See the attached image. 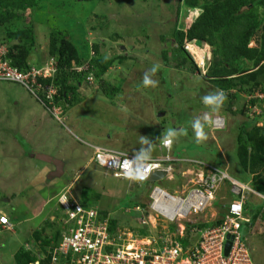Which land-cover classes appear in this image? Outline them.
Here are the masks:
<instances>
[{
    "label": "rangeland",
    "instance_id": "rangeland-1",
    "mask_svg": "<svg viewBox=\"0 0 264 264\" xmlns=\"http://www.w3.org/2000/svg\"><path fill=\"white\" fill-rule=\"evenodd\" d=\"M35 3L34 8L22 13L20 20L14 21L18 29L24 25L32 27L35 39V49L29 58L32 64L47 60L51 30L67 36L78 51L87 52V60L94 57L90 49L96 45L100 57L116 62L100 80L85 83L81 79L78 89L81 101L65 108L66 115L60 123L47 115L24 89L0 83V214H7L13 223L10 231L0 229V264H15L16 254L32 251L34 232L44 237L61 232L65 215L54 197L72 182L73 199L81 204L78 198L84 189L91 198L89 206L105 212L109 224L113 221L116 230L155 237L162 236L163 229L174 231L175 226L168 223H158L155 229L142 227L140 220L144 216L135 207L146 208L143 203L153 187L180 196V187L188 181L196 183L199 177L182 178L186 172L182 168L170 179L166 177L155 183L116 179L91 163L92 146L134 153L141 147L140 136H145L153 141L152 157L159 158L166 154L159 140L162 133L167 128H184L187 135L178 137L171 147L173 157L211 165L256 192L252 176L245 174L239 165L235 144L238 127L252 126V119L246 116L249 107L246 95H239L232 112L227 111L224 103L219 112L211 113L212 117L224 120V129L213 131L206 126L208 139L199 144L195 142L191 121L209 112L201 98L217 89L192 72L188 63L178 68L173 60L174 24L177 22V28L185 29L193 19L192 11L187 10L185 15L181 11L175 19L178 0H35ZM258 36L249 47H256ZM4 38V29L0 27V41L7 46L14 44ZM196 45L199 51L203 50L206 70L211 61L210 48ZM163 52L167 53V62L162 60ZM190 57L199 70L201 63ZM154 64L160 65L153 77L159 82L158 87L144 88L143 75ZM114 87L118 90L114 91ZM263 123L257 121L259 126ZM37 152L63 161L62 176L50 178L53 165L39 160L43 153L32 157ZM255 173L264 185V168ZM245 197L248 201L243 218L252 219L264 211L263 198L250 193ZM233 199L229 183L225 181L207 209L190 220L203 223L215 219L216 214L222 216L223 208ZM256 223L257 227L252 229L247 223H240L241 233L252 263L264 264V241L258 234L264 231V220ZM182 224L187 226L186 222ZM134 238L141 240L140 236Z\"/></svg>",
    "mask_w": 264,
    "mask_h": 264
},
{
    "label": "built area",
    "instance_id": "built-area-1",
    "mask_svg": "<svg viewBox=\"0 0 264 264\" xmlns=\"http://www.w3.org/2000/svg\"><path fill=\"white\" fill-rule=\"evenodd\" d=\"M6 54V46L0 44V83L17 85L42 106L45 103L52 105L57 95L52 82L57 72L55 59L49 58L41 65L18 71L11 66ZM91 56H93L92 52ZM204 64L203 62L198 67L202 74L206 73ZM89 70L90 65L87 63L72 67V71L78 74L87 73ZM91 75V73L87 75L86 82L93 81ZM47 79L50 80L49 84L42 83ZM255 99L258 104L251 106L250 101ZM246 103L249 105L246 108L248 109L246 116L252 120L260 119L264 113V94L255 92L248 95ZM44 110L54 120L58 122L62 120L61 106H52ZM213 119L215 123L211 129L222 131L224 120L219 117ZM161 147L166 154L153 158L159 167L151 169L148 179L143 182L131 181L123 175H116L117 172L122 171L119 163L126 156L131 158L133 154L92 146L91 163L111 173L116 179L140 184L148 182L154 173H163V179L166 177L170 179L177 169L182 168L186 169L182 178L189 175L199 177L196 183L188 181L182 185L180 196L153 187L149 190L146 208L143 210L135 207V211L144 216L140 220L142 227L150 226L155 229L158 223H168L175 226L174 231L166 232L163 229L162 236L155 237L148 234L141 240L134 238L139 235L134 236L137 234L129 232L117 230L112 234L108 217H102L95 208L78 203L71 197V187H67L57 197V204L64 212L65 220L62 222L64 224L60 229L61 239L53 251L51 264H253L240 232V223L249 221L243 218L245 194L252 193L249 187L230 178L220 169L190 159H178L170 154L171 147H164L162 143ZM225 181L229 183L230 192L234 196V199L224 207L226 212L222 216L216 214V218L208 222L191 221L190 217L202 214L207 209L214 200L219 186ZM259 217L264 220V211ZM183 222H186L187 226H184ZM201 224L205 226L199 228ZM0 228L11 230V223L3 214L0 215ZM167 235L170 236L169 239ZM227 243L230 247L225 255Z\"/></svg>",
    "mask_w": 264,
    "mask_h": 264
},
{
    "label": "trees",
    "instance_id": "trees-1",
    "mask_svg": "<svg viewBox=\"0 0 264 264\" xmlns=\"http://www.w3.org/2000/svg\"><path fill=\"white\" fill-rule=\"evenodd\" d=\"M74 1L110 2L113 0ZM35 6V0H0V27L4 29L5 41L14 42L11 46H7L4 41H0V44L6 46V58L10 61L11 66L18 71H24L28 67L34 66L29 58L35 49V39L31 25H24L18 29L14 25V21L20 20L23 16L22 13ZM194 9L198 14L185 29L177 28V22L174 24L172 38L176 49L172 50V53L175 65L181 68L188 63L192 72H197L207 79L215 89H223L227 94L225 103L229 112H232L231 108L238 102L240 94L246 96L255 92L264 94V0H178L175 19L179 12L182 11L185 15L187 10ZM257 36L256 47H249V44ZM163 40L162 37L161 41ZM191 41L201 45L206 44L210 48L211 61L205 74H202L200 69L197 70L185 50L184 44ZM90 51L95 55L91 61L87 60L88 53L83 54L78 51L67 36L60 32L50 31L47 59H55L57 64V72L52 80L57 95L53 99L52 105L45 103L42 106L38 103L43 109H50L52 106H61L62 108L75 106L81 101L78 96L81 79L85 80L91 73L92 78L100 80L116 62L114 59L100 57L96 45H93ZM161 57L163 61L167 62V53L163 52ZM84 63L90 65V70L87 73L78 74L72 71L73 65L79 67ZM118 63L120 64L122 61ZM42 83L49 84L50 80H44ZM112 89L118 90L115 87ZM230 91L234 92L230 93ZM249 104L253 106L258 104V101L255 99ZM63 111L65 112V109ZM240 113L245 114L243 110ZM46 114L49 115L47 112ZM260 120L264 121V113L260 119L252 120V126L241 124L238 127L235 144L242 171L252 176L253 188L264 196L263 181L255 173V170L264 168V123L262 126H258L257 121ZM90 200L91 198L83 189L79 194L78 201L83 206L90 207ZM99 214L102 217L107 215L101 211ZM255 218L253 216L250 224L254 223ZM204 226L205 224H201L198 227ZM109 229L112 234L116 233L113 221H110ZM41 235L39 232L32 234L34 246L32 251H20L16 254L15 264H51L53 251L61 239V232L59 231L56 236L52 235V237ZM139 236L142 238L145 233H141Z\"/></svg>",
    "mask_w": 264,
    "mask_h": 264
},
{
    "label": "clouds",
    "instance_id": "clouds-1",
    "mask_svg": "<svg viewBox=\"0 0 264 264\" xmlns=\"http://www.w3.org/2000/svg\"><path fill=\"white\" fill-rule=\"evenodd\" d=\"M189 11H192V13L194 14L193 18L196 17L197 14H198L197 10H195V9L194 10H189ZM190 43H193L195 45L197 44L195 41L186 42L185 43V50L187 52H188L187 47H188V45ZM204 45H206V44H204ZM208 47L209 46L206 45L205 48H208ZM206 53H207V55H209V53H210L209 49H208V52H206ZM188 54H189V52H188ZM93 56H95L94 53H93ZM93 58H91V59H93ZM209 58H210V56H209ZM91 59H89V61H91ZM204 61H205V57L203 59V62ZM159 67H160L159 64H154L148 71H146L144 73L143 78H142V87H144V88H156V87H158L159 82L157 80L153 79V77L158 72ZM94 80L95 79L93 78V81ZM84 81H85V83H87L86 80H84ZM226 99H227V94L225 93V91L223 89H217L216 91H214L212 93H209V94H207V95H205V96H203L201 98L202 103L209 109V112L204 113L202 117L201 116H197L191 121V127H192V130L194 132V137H195V142L196 143H198V144L199 143H203V142H205L208 139V134L205 131V127L206 126L211 127L215 123V120L213 119L211 113L219 112V110L223 107ZM54 121L57 122V123H60V122H58L56 120H54ZM183 135H187V129L181 128V129L177 130L175 128H167L162 133V136L159 138V140L161 141V143H162V145L164 147L170 148L177 141L178 137L183 136ZM139 143L141 145L139 150L135 151L131 158L126 156L125 159L119 163V167H120V169H122V171L121 172H117L116 175H118V176L123 175L124 178H126L128 180H131V181L143 182V181H146L148 179V174H149L151 169L159 167V165L155 161H153V158H152V152L154 150L153 141L151 139H149L148 137L140 136ZM98 151H99V149H98ZM170 152H171V148H170ZM127 154H130V153H127ZM104 162L105 161H102V163H104ZM133 183H135V182H133ZM145 183H150V182L148 181V182H145ZM137 184H140V183H137ZM243 185H246V184H243ZM67 187H71V186L69 185ZM67 187H65V188H67ZM250 190L252 191V193H250V194L258 195V196L264 198L263 195L256 193L252 189H250ZM247 201H248V197H246V202H245V205H244V208H243L244 209L243 210V215L247 211V209L245 208V206L247 204ZM224 212H226V209L223 208V213ZM255 217L256 218H255L253 224H250L252 222V219H248L249 221L245 222L248 225H250L251 229H252L253 226L257 227V225L255 226L256 222L258 220H261L259 215H255ZM245 219H247V218H245ZM9 222H10V220H9ZM258 234L262 238V241H264V231L259 232ZM145 237L146 236H144L142 238H145Z\"/></svg>",
    "mask_w": 264,
    "mask_h": 264
},
{
    "label": "water",
    "instance_id": "water-1",
    "mask_svg": "<svg viewBox=\"0 0 264 264\" xmlns=\"http://www.w3.org/2000/svg\"><path fill=\"white\" fill-rule=\"evenodd\" d=\"M40 161L45 162L47 164H52L54 171L50 174V178H58L62 175L63 171H62V163L56 160H53L51 158H46V157H41L39 158ZM164 177L163 173H154L150 179L149 182L150 183H155L160 181L162 178ZM230 244L227 243L225 245V255H227L228 250H229Z\"/></svg>",
    "mask_w": 264,
    "mask_h": 264
},
{
    "label": "crops",
    "instance_id": "crops-1",
    "mask_svg": "<svg viewBox=\"0 0 264 264\" xmlns=\"http://www.w3.org/2000/svg\"><path fill=\"white\" fill-rule=\"evenodd\" d=\"M67 108V107H66ZM65 108H63V110H64ZM66 114H64V111H63V116L62 117H64ZM62 121H64V120H62ZM101 147V146H100ZM105 148V147H104ZM107 149H110V148H107ZM112 150H117V149H112ZM117 151H120V150H117ZM123 152V151H122ZM43 152H37V154H33L32 155V157H35V155H40V154H42ZM130 154H133V153H130ZM172 155V154H171ZM43 156L44 157H46V158H51V159H53V157H51V156H48V155H46V153H43ZM152 158H154V157H152ZM155 158H157V157H155ZM54 160V159H53ZM61 163H63V161L61 162ZM51 171H53V169L51 170ZM62 171H63V165H62ZM62 176V175H61ZM60 176V177H61ZM74 184V182H72L71 184H70V186H71V197H72V185ZM64 189V188H63ZM63 189H62V191H63ZM62 191H60V192H62ZM164 191V190H163ZM59 192V193H60ZM166 192V191H165ZM59 193L54 197V200L57 202V197H58V195H59ZM148 202V199H147V201L146 202H144L143 204H145V203H147ZM1 213V212H0ZM4 212H2V214H3ZM3 215H6L7 216V214H3ZM8 218H10V221L12 220V218L11 217H8ZM51 220H54V218L53 217H51ZM12 225H13V223H11Z\"/></svg>",
    "mask_w": 264,
    "mask_h": 264
},
{
    "label": "bare ground",
    "instance_id": "bare-ground-1",
    "mask_svg": "<svg viewBox=\"0 0 264 264\" xmlns=\"http://www.w3.org/2000/svg\"><path fill=\"white\" fill-rule=\"evenodd\" d=\"M188 46H189V47H187L188 52L192 56H194V58H195V60L197 62H199V63L202 64L203 63V50L201 51V49H200V51H199V49L197 48V46L195 44H193V43H190Z\"/></svg>",
    "mask_w": 264,
    "mask_h": 264
}]
</instances>
